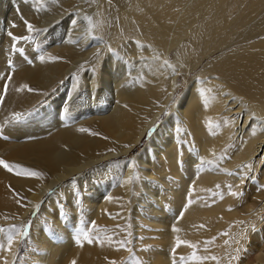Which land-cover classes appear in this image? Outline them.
Wrapping results in <instances>:
<instances>
[{
	"label": "bare ground",
	"instance_id": "bare-ground-1",
	"mask_svg": "<svg viewBox=\"0 0 264 264\" xmlns=\"http://www.w3.org/2000/svg\"><path fill=\"white\" fill-rule=\"evenodd\" d=\"M25 20L50 27L42 32L49 43L41 54L33 50L31 63L4 44L8 28L20 35ZM49 49L62 60L46 58ZM72 69L66 116L74 122L57 118L70 85L62 77L63 88L48 87L33 124H7L15 160L50 174L37 200L85 168L131 153L154 128L131 159L141 167L133 190L156 196L146 216L134 212L157 234L155 264H196L193 253L209 257L207 264H264V0H0V88L11 76L13 86L29 79L45 89ZM190 74L174 99L175 79ZM83 111L100 135L81 131ZM23 130H35L34 139ZM93 188L92 212L103 204ZM69 225V217L59 220L66 240ZM41 230L33 227L35 243L47 241ZM64 250L47 244L34 259L59 264Z\"/></svg>",
	"mask_w": 264,
	"mask_h": 264
},
{
	"label": "rangeland",
	"instance_id": "rangeland-1",
	"mask_svg": "<svg viewBox=\"0 0 264 264\" xmlns=\"http://www.w3.org/2000/svg\"><path fill=\"white\" fill-rule=\"evenodd\" d=\"M9 23L10 27H12L13 22ZM32 25L34 26L32 33H29L26 30L25 23L23 24V28L21 29L22 33L20 35L16 34L18 33L16 30H9V28L6 31L7 37L5 39L6 43L4 44L10 49L8 51L13 52L12 54L16 57L24 58V60H29L31 54L34 52L41 54L45 50V45L49 43L48 38L50 37L47 38L42 36V32L45 34L50 27H38L34 24ZM9 31L13 34L15 33L14 35L17 37H30L29 39H24V43L21 44L20 40L16 44V48L23 47L22 49L25 54H21L17 51L14 52L13 41L7 35ZM253 34L255 35V32ZM8 40H10V42ZM245 40L238 39L234 43L240 44ZM50 50L51 49L47 51L46 55H49V57L45 56L46 58L56 61L62 60V57L58 54L59 50ZM17 54L20 55L18 56ZM53 54L57 55L51 57ZM59 57L61 58L59 59ZM12 65L13 63L9 64V66ZM64 69H66V67H64ZM75 72L77 73V70L74 71V69H72V71L66 75L62 71L59 75L60 77L58 76L55 80H52L45 89H42L43 87H39L33 82L31 84L29 79L16 82L17 84H20V86L17 84L13 86L15 82H10L12 79L11 76H9L10 78L7 77L8 79L6 78L1 85L0 159L19 167L15 171L9 172L0 166V229L4 230L0 232V244L4 246L3 249H0V264H4V261H7V264H41V262L36 261L34 258L37 257V254L44 251L47 244H52L54 247L62 246L64 244L66 245V250L59 252L60 254L64 253V257L57 261L60 262L59 264H73V262H75V264H155L153 253L157 252L160 244L158 243L157 234L154 231L153 226L147 225L144 221L135 217L134 212L139 211L141 215L146 216L148 214V205L156 208V196L144 192L138 193V191L133 190L134 187L132 184L135 181L133 176L135 177L137 168L141 167L137 165V160L135 158L131 159L132 156L142 150L154 128H151V130L145 135L144 139L140 141V144L136 146L131 153L121 156V158L109 159L108 161L100 162L95 166L81 170L77 174L60 182L55 187L50 188L45 195L38 199L39 201L37 200L40 196L39 192L50 179V174L46 171H41L39 168L32 167V165H30V167L20 165L13 156V144L17 143V141H15L14 138H10L11 136L8 134V125L9 128L11 127L13 129L12 124H17V122L21 125H27L31 122L33 124L32 118L37 117L39 114L37 113L34 116H31L32 113H35L37 109L44 104L46 94L52 90L50 88H54V90L58 87L63 88L62 85L64 79L70 81V85L69 88L64 90V93H66L63 98L65 106L63 105L60 108V111L58 112L59 116L57 115V118L59 122H63L64 124H68L69 121L73 119L74 116H66V110L71 105L69 103V98L73 92L72 82L77 80ZM62 77L64 79H62ZM190 79L191 74L187 77L180 75L175 79V84L178 90L175 93L174 99L180 96L186 89ZM51 83L55 84L52 85ZM11 86H13V88H11ZM17 86L18 90L16 89ZM29 88L33 89V91H29ZM10 91L13 94H11V96H9V93H11ZM7 95L8 97H6ZM15 95H17V97ZM9 97L12 99L10 100ZM38 97L42 98L40 99ZM76 99L79 101L83 100L79 95ZM9 100L12 101V103H10ZM29 100L30 102L33 101L28 103ZM83 110H85L84 107ZM167 111L168 110L165 109L160 119L165 118ZM16 114H21L20 119H17ZM86 114L87 113L83 111L80 116V129H84L82 132H86L88 135L91 134L92 137H95L96 134L100 135V132L95 129V122L88 124L90 118L85 116ZM71 122H74V120H71ZM23 131L27 134L23 132L21 136H30L28 139H34L33 135L36 133L35 130ZM12 135H15V133ZM16 135L20 136L18 132ZM10 147H13V149H10ZM85 157L87 158L89 156ZM179 163L182 165L180 159ZM96 170L100 171L99 175L93 176V172ZM32 172L38 173V175H32ZM91 177L92 179H90L89 182H86L87 179ZM148 180V178H145V183H147L151 189H157V182H155V180ZM96 186L101 189L100 198H102V200L100 202H103V204H100L97 211L92 212V210L89 209L87 202L89 198L95 196L96 189L93 187ZM94 191L95 193L93 194ZM34 200H36V202H34ZM167 207L168 205H165V208ZM68 217L70 220V230L69 240H66L64 236L59 235L57 228L59 226V220L68 219ZM35 225L41 227L42 236L48 242L41 240L38 243H35L33 241L32 231ZM14 228L19 229L20 232L18 233L13 230ZM80 229H84L89 235H91L95 242L88 243L81 235V243L77 244L75 237L80 232ZM10 230H12L13 244L11 246V251H8L7 237ZM96 237H99V239H96ZM121 242H124V246H121ZM156 254L157 253H155V256ZM196 256L201 257L198 254H196ZM202 262L203 264H207L204 263V260L195 261L196 264H202Z\"/></svg>",
	"mask_w": 264,
	"mask_h": 264
},
{
	"label": "snow or ice",
	"instance_id": "snow-or-ice-1",
	"mask_svg": "<svg viewBox=\"0 0 264 264\" xmlns=\"http://www.w3.org/2000/svg\"><path fill=\"white\" fill-rule=\"evenodd\" d=\"M17 11L19 12L18 9H17ZM24 23H25V26H26V30H27L29 33H32L33 30H34V26H33L30 22H28L27 20H25ZM74 23H75V20H73V24H74ZM12 27H17V25L13 22V23H12ZM7 35H8V36L12 39V41H13V49H14L15 51L20 52L21 54H23V53H24V50H23L22 48H16V44H17L20 40H22V39H29L30 37H17V36H15L11 31H9V32L7 33ZM39 59H40L41 61H43V60H44V56L41 55V56L39 57ZM31 62H32V61L29 60V63H31ZM93 71L95 72V69H93ZM5 90H6V86H5ZM28 90H29V91H33V89H31V88H29ZM0 100H2V97H0ZM20 115H21V114H16L17 119L20 118ZM81 131H84V129H81ZM5 138H6V137H5ZM181 163H182V161H181ZM0 166H2L5 170H7V171H9V172H13V171H15V170L19 167V166H16V165H12V164H10V163L4 161L3 159H0ZM32 175H38V173L32 172ZM133 179H135V177H133ZM230 194L233 195V196H237V197L243 195L242 192H231ZM188 202H189V204L191 203V199H190V198H189V201H188ZM182 211H183V210H182ZM13 230L17 231L18 233L20 232L19 229H15V228H14ZM254 230H255V228H253V231H254ZM2 231H4V230H3V229H0V232H2ZM11 231H12V230H10V233H9V235H8V237H7V244H8V248H7V250H8V251H11V246H12V244H13V236H12V234H11ZM173 231H177V229L173 228ZM81 235L83 236V239L86 240L88 243H93V242H95V241H94V238H93L91 235H89L84 229H80V232H79V233L76 235V237H75V240H76V243H77V244H80V243H81ZM96 239H99V237H96ZM109 239H111V238H109ZM181 243H185V244H187V246H189V247H195V245L188 244L187 242H181V241H179V240H177V247H179ZM206 243H211V241L206 242ZM121 246H124V242H121ZM3 248H4V246H3L2 244H0V249H3ZM173 251H175V249H174ZM191 259H193V260H205V259H209V257H197L196 254L193 253ZM211 259L215 260L216 257H211ZM4 264H7V261H4ZM73 264H75V262H73Z\"/></svg>",
	"mask_w": 264,
	"mask_h": 264
},
{
	"label": "trees",
	"instance_id": "trees-1",
	"mask_svg": "<svg viewBox=\"0 0 264 264\" xmlns=\"http://www.w3.org/2000/svg\"><path fill=\"white\" fill-rule=\"evenodd\" d=\"M150 130H151V129H150ZM150 130H149V131H150ZM149 131H148V132H149Z\"/></svg>",
	"mask_w": 264,
	"mask_h": 264
}]
</instances>
